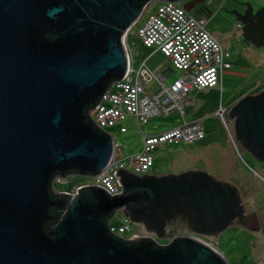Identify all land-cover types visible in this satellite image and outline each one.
Masks as SVG:
<instances>
[{
  "label": "water",
  "instance_id": "95a60500",
  "mask_svg": "<svg viewBox=\"0 0 264 264\" xmlns=\"http://www.w3.org/2000/svg\"><path fill=\"white\" fill-rule=\"evenodd\" d=\"M244 4L245 12H231L243 37L264 46V6ZM145 8L139 0H0V264H231L213 245L174 235L178 221L215 235L245 216L238 186L200 166L142 175L120 167L123 190L110 202L99 185L79 187L55 238L41 231L49 173L71 165L97 173L114 157L113 137L84 126L78 111L110 78L125 75L129 59L118 31L126 34ZM47 31L57 38L41 40ZM231 108L236 139L264 158V87ZM112 208L160 238L175 237L174 245L129 248L101 222Z\"/></svg>",
  "mask_w": 264,
  "mask_h": 264
},
{
  "label": "rangeland",
  "instance_id": "374dc122",
  "mask_svg": "<svg viewBox=\"0 0 264 264\" xmlns=\"http://www.w3.org/2000/svg\"><path fill=\"white\" fill-rule=\"evenodd\" d=\"M242 2H250L255 10L264 6V0H206L204 11L190 12L196 16H203L207 28L212 33L223 37L226 48L231 53L230 59L233 66L224 71L222 86L208 90H193L189 94V97L193 99L192 105L186 106L184 102L181 103L188 120L191 116H203L202 127L206 132L205 138L160 145L153 152L155 165L152 173L182 172L185 169L200 166L212 174L230 179L238 187L248 189V201L261 207L264 206V164L249 150L239 147L231 119L226 114L218 113L221 109L229 108L240 97L257 92L264 87V82L260 83V80L264 78V46L257 47L243 37L242 26L238 24L239 21L231 12L241 11ZM156 7V1L149 2L140 19L132 25L129 32L122 34L123 42L128 41L127 46L131 50L134 66L137 65L140 47L143 45L138 29L147 16L156 10ZM180 75L182 72L177 69L171 74L172 77ZM149 88H158L156 80L150 83ZM183 121L181 110L176 108L169 114H156L141 125L138 124L134 115H128L122 123L126 126V131H121L118 124L107 128V131L119 144L116 150L117 157L125 158L143 149V132L156 133ZM236 159L237 164L233 166ZM109 163L94 175L71 174L67 177H57L54 188L58 192L76 194L79 187L97 185L94 182V176L105 170ZM125 216L122 211H116L110 219V225L120 224L122 217ZM177 227L180 229L179 226ZM178 234L181 235L178 231L174 235ZM123 235L127 238L133 235L151 236L161 244L169 241V237L160 238L155 232L149 231L143 223L135 221L131 222V229ZM190 236L213 244L231 264H264V232L262 231L248 233L239 227L229 226L216 238V244L214 239V241L205 239L196 234Z\"/></svg>",
  "mask_w": 264,
  "mask_h": 264
},
{
  "label": "built area",
  "instance_id": "2783aa9c",
  "mask_svg": "<svg viewBox=\"0 0 264 264\" xmlns=\"http://www.w3.org/2000/svg\"><path fill=\"white\" fill-rule=\"evenodd\" d=\"M138 34L145 46L156 47L170 57L173 67L181 71L182 75L171 85L162 84L158 91L148 92L147 84L156 75L145 63L135 70L129 66L124 77L112 82L92 110L94 120L106 132L107 128L130 114L135 115L141 125L156 114H169L176 108L182 109L181 103L192 89L219 86L224 71L232 67L230 51L206 28L205 18L188 12L174 0H158L156 10L147 16ZM134 71L135 76L132 75ZM223 113L224 109L220 114ZM121 130L126 131V127ZM205 136L199 120L185 121L157 134H146L140 152L124 158L117 157L115 151L109 166L94 176V182L111 195L121 193L122 185L115 174L118 168L135 170L140 175L152 172L155 162L153 152L160 145L190 142ZM118 146L115 141L116 150ZM122 219L120 224L110 225L111 231L117 235H123L131 229L130 217Z\"/></svg>",
  "mask_w": 264,
  "mask_h": 264
},
{
  "label": "trees",
  "instance_id": "16d2710c",
  "mask_svg": "<svg viewBox=\"0 0 264 264\" xmlns=\"http://www.w3.org/2000/svg\"><path fill=\"white\" fill-rule=\"evenodd\" d=\"M152 0H139L141 7H146L149 2ZM125 28L120 29L118 31L117 37L120 39L123 31ZM57 38L56 35H54L52 32H44L41 34L40 39L44 41H54ZM118 77L110 78L105 86L107 89L114 80H116ZM102 94H100L97 97H93L92 100L86 101L81 105V108L78 111V118L80 122L86 126L87 128H92L97 133L104 134L108 137L110 135L103 130L101 127L98 126L96 121L94 120L92 116V110L95 108V106L99 103L101 100ZM96 171L91 170H85L81 171L78 167L71 165L64 172L60 170H52L49 173V179H48V185H47V195H48V201H47V207L45 215L43 216V219L40 223V228L43 234H45L47 237H50L52 239L55 238L54 235L51 234L53 230H55L60 222L63 220L65 214L67 213L71 201L73 199V195L69 192H58L54 188V181L57 177H67L71 174L74 175H94ZM115 196L111 195L107 192L106 200L110 202ZM117 211V208H112L109 213L104 214L100 219L101 222L106 224L109 228V232L112 235L113 238L119 239L121 242L125 243L129 248H137L139 245H143L146 249L151 250H157V249H167L174 245V243L171 244H161L158 242L155 238L151 236H142V237H124L121 235H116L110 230V219L114 216L115 212ZM180 226H183L184 223L182 221H178ZM185 225L183 226V228Z\"/></svg>",
  "mask_w": 264,
  "mask_h": 264
},
{
  "label": "crops",
  "instance_id": "0c3cea01",
  "mask_svg": "<svg viewBox=\"0 0 264 264\" xmlns=\"http://www.w3.org/2000/svg\"><path fill=\"white\" fill-rule=\"evenodd\" d=\"M154 1H156L157 2V5H158V0H154ZM198 17H203V16H198ZM208 23V22H207ZM238 24L241 26V23H239L238 22ZM206 28H207V24H206ZM208 29V28H207ZM209 30V29H208ZM210 31V30H209ZM214 34V33H213ZM219 40H220V42L222 43V45L224 46V48L225 49H227L226 48V45H225V43H224V39H223V37H221L220 35H216V34H214ZM143 44V43H142ZM126 45V49H127V45L128 44H125ZM129 49V48H128ZM228 50V49H227ZM231 54V53H230ZM129 57H130V60H131V62H130V64H129V66L131 67L132 66V68L133 69H138V68H140L142 65H143V63H145V65L149 68V70L152 72V73H154V75H156V77L154 76V77H152L150 80H149V82H148V86H147V91L148 92H155V91H158L160 88H161V86H162V84H166V85H171L172 83H174V81L177 79V78H179L178 76H174V77H172L171 76V74L174 72V70H175V68L173 67V64H172V60H171V58L170 57H168V56H166L162 51H160V50H158L156 47H147V46H145L144 44L143 45H141V47H140V55H139V57L137 58V65L136 66H134L133 65V63H132V55H131V50L129 49ZM230 57H231V55H230ZM230 59V58H229ZM231 60V59H230ZM232 62V61H231ZM232 66H233V63H232ZM232 68V67H231ZM230 69V68H229ZM224 74V73H223ZM132 75L133 76H135V71L134 72H132ZM154 80H156V82H157V85H158V88L157 89H153V88H149V85H150V83L152 82V81H154ZM222 80H223V77H222ZM219 86H222V81H221V83H220V85ZM216 87H218V86H216ZM156 88V87H155ZM210 88H212V87H210ZM209 88H205V89H193V90H208ZM193 90H191V91H193ZM191 91H190V93H191ZM189 93V94H190ZM184 103L186 104V106H190V105H192V103H193V99H191L190 97H189V95H188V97H187V99L184 101ZM184 109V108H183ZM183 109H180L181 110V113H182V115H183V117H184V121L183 122H190V121H194V120H199V121H201V124H202V122H203V116H200V117H193V116H191V118H190V120H188L186 117H185V109L183 110ZM224 109H226V108H224ZM222 110V109H221ZM218 113L220 114V110L218 111ZM160 114V113H159ZM130 115H133V114H130ZM135 116V115H134ZM136 117V116H135ZM127 118V117H126ZM125 118V119H126ZM124 119V120H125ZM124 120H120V121H118V125L120 126V130L123 128V127H126L124 124H122L123 123V121ZM136 120H137V117H136ZM183 122H180V123H178V124H174V125H172V126H170V127H168L167 129H170V128H173V127H175V126H177V125H180V124H182ZM116 124V125H117ZM167 129H164V130H161V131H158V132H156V133H145V132H143V140H144V135H146V134H157V133H160V132H163V131H165V130H167ZM122 131V130H121ZM205 131V130H204ZM234 132V131H233ZM206 133V132H205ZM111 135V134H110ZM112 136V135H111ZM234 136H235V132H234ZM233 136V137H234ZM232 137V136H231ZM113 139H114V137H113ZM204 139V138H203ZM114 141H115V139H114ZM187 142V141H186ZM236 158V157H235ZM237 164V159L234 161V163H233V166H235ZM154 165H155V162H154Z\"/></svg>",
  "mask_w": 264,
  "mask_h": 264
},
{
  "label": "flooded vegetation",
  "instance_id": "af4514ba",
  "mask_svg": "<svg viewBox=\"0 0 264 264\" xmlns=\"http://www.w3.org/2000/svg\"><path fill=\"white\" fill-rule=\"evenodd\" d=\"M186 1H189V0H184L183 2H186ZM205 4H206V0H203V1L195 4V6L193 7L192 10L196 11L197 13H200V12L204 11V8H206ZM241 5L243 6V9L240 12H245L247 7L245 6L244 2H242ZM234 103H232L231 106ZM231 106H229V108L224 109V115L226 114L231 119L232 125H233L232 128H234V116H235V114H234V109L231 108ZM234 132H235V130H234ZM237 140L241 143V145H243L247 150H249L256 158H258V160L260 162H262L264 164V158L259 156L257 153L252 152L250 147L245 142L244 138L239 137V138H237ZM231 184H234V183H231ZM238 188L241 192L242 202H243L244 208H245V216L243 218L235 217L229 226L239 227L240 229H243V230L247 231L248 233H258L261 231L264 232V206L260 207L258 205H253L252 201H248V199H247L248 189H246V188L243 189V187H238ZM179 225L180 224H177V226H179ZM180 228H182V229H178L177 231H178V233H181V235H185V236L186 235L187 236L192 235V234L195 235V233L190 232L187 229H184L183 226H180ZM226 229H224V230H226ZM224 230L218 232L215 235H204V234H200V235L196 234V235H198L202 238H205V239L206 238L210 239V240L214 239L215 241L214 240L213 241L216 244V241H217L216 238H218ZM166 238H168V237H166ZM174 240H175V237H169V241L167 243H164V244H171L174 242ZM211 245H213V244H211Z\"/></svg>",
  "mask_w": 264,
  "mask_h": 264
},
{
  "label": "bare ground",
  "instance_id": "6f19581e",
  "mask_svg": "<svg viewBox=\"0 0 264 264\" xmlns=\"http://www.w3.org/2000/svg\"><path fill=\"white\" fill-rule=\"evenodd\" d=\"M175 1V0H174ZM184 0H182V1H180L179 3L181 4V5H183L184 6V3L185 2H183ZM190 1V0H189ZM177 2V1H176ZM187 2V1H186ZM132 27V26H131ZM131 27L128 29V31L127 32H129V30L131 29ZM138 33H139V29H138ZM128 43V41L127 42H125L124 44H127ZM126 46V45H125ZM129 46L127 47V53H128V59H129V64H130V62H131V60H130V57H129ZM130 69L131 70H135V69H133L132 68V66L130 67ZM193 90V89H192ZM222 110H220V112H221ZM224 114V113H223ZM114 146H115V144H114ZM115 151H116V148H115ZM56 180V179H55ZM55 182V181H54ZM215 247V246H214Z\"/></svg>",
  "mask_w": 264,
  "mask_h": 264
}]
</instances>
